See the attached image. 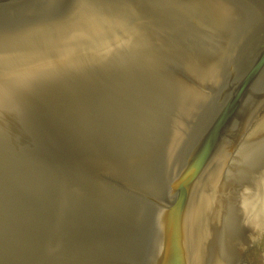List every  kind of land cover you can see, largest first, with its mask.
I'll list each match as a JSON object with an SVG mask.
<instances>
[{"label":"water","instance_id":"1","mask_svg":"<svg viewBox=\"0 0 264 264\" xmlns=\"http://www.w3.org/2000/svg\"><path fill=\"white\" fill-rule=\"evenodd\" d=\"M237 181L264 203V0H0V264H218Z\"/></svg>","mask_w":264,"mask_h":264},{"label":"rangeland","instance_id":"2","mask_svg":"<svg viewBox=\"0 0 264 264\" xmlns=\"http://www.w3.org/2000/svg\"><path fill=\"white\" fill-rule=\"evenodd\" d=\"M259 162V161H258ZM241 179H245L247 180H251V178L249 177V174H244V173H239L237 174ZM231 176H229L230 178ZM247 180V181H248ZM239 181L235 182V184H232L230 186V190L226 193L225 197L223 196V211H222V222H221V228L226 226V213L228 211V208L231 210L233 208V206L230 205V201L234 200V201H238V204L244 206L242 204V192L244 189V186L241 184H238ZM251 187V186H250ZM246 189L244 190L243 193H245ZM239 199V200H236ZM228 204L230 206H228ZM237 204V205H238ZM238 208V207H237ZM240 209V208H239ZM230 212V211H229ZM228 215H230L228 213ZM243 218H246L244 216H242ZM243 223L245 224L244 226V231H243V238L242 241L243 243H238L235 247L234 250L231 251V255H229L228 257L225 256V254L222 253V256L219 257L218 259L221 260L222 264H262L264 262V245L262 246V244L259 242L261 238H263L262 235H258L257 232L253 231V226L250 227L248 225V223H245L243 220ZM228 226V223H227ZM246 233H250L248 236L246 235ZM223 241V242H222ZM240 241V239H239ZM221 242L222 245H225L227 242V238H221ZM258 261V262H255ZM263 261V262H262Z\"/></svg>","mask_w":264,"mask_h":264},{"label":"bare ground","instance_id":"3","mask_svg":"<svg viewBox=\"0 0 264 264\" xmlns=\"http://www.w3.org/2000/svg\"><path fill=\"white\" fill-rule=\"evenodd\" d=\"M252 196H253V194L251 195V197ZM251 197H250V199H251ZM244 198H245V196H244ZM219 199H223V197H220ZM236 200H239V199H236ZM253 201H254L253 197L248 202L242 201V204L244 205V207L247 206V214L249 215L250 211H252L250 216H248L247 218H243L242 217L243 215L241 216V214H239L237 212L239 210V208L243 207L242 205L238 204V201H234V200L230 201L231 202L230 205L233 206V208L231 210L229 209V207L226 206V208H228L227 216L229 213L230 215H233V217L231 218V216H230L228 226H225L222 228H220V226H219L220 229L218 230V232L216 234V237H220V239L221 238H224V239L227 238V242L225 245L220 244L219 250H217V251L214 250L215 254L218 253L219 257L222 256V253L225 254L226 257H228L229 255H231V251L234 250V247L238 243H241V244L243 243V241H242L243 235H241V234H243V231H244L243 228L245 226V224L243 223V220L245 223H248V225L250 227L253 226L254 231L257 232L258 235L263 236L261 244H262V246L264 245V203H255L256 202L255 201L253 204ZM230 205L228 204V206H230ZM262 206H263V208L260 209ZM218 207L220 209L217 208V210H220V213H221L223 211V208H224L223 203H220L218 205ZM238 214L240 216H238ZM239 239L241 240L240 242H239ZM255 262H258V261H255ZM216 263L222 264L221 262H216ZM250 264H253V263H250ZM262 264H264V262Z\"/></svg>","mask_w":264,"mask_h":264}]
</instances>
